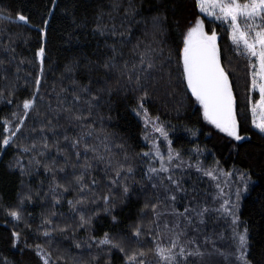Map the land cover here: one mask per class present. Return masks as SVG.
Instances as JSON below:
<instances>
[{
  "label": "trees",
  "instance_id": "trees-1",
  "mask_svg": "<svg viewBox=\"0 0 264 264\" xmlns=\"http://www.w3.org/2000/svg\"><path fill=\"white\" fill-rule=\"evenodd\" d=\"M117 2L120 4L118 12L113 9V4ZM57 3L58 8L53 7L50 0H0V61H3V64H0V93L3 94L0 96V145L8 135L4 132V122H9L10 131H14L19 118L24 115L23 101L31 98L33 94L34 78L39 70V64L35 60V51L40 44L38 30L42 27L44 19L49 20L45 76L40 92L43 99H36V109L26 119L20 132L11 137L15 143L7 148L0 147V264L5 260L8 264H40L29 251L37 244L49 253L53 264H123V257L118 251L114 250L109 257L107 252L101 251L100 248H89L86 241L89 235L100 239L105 232H109L117 238L126 237L127 246L136 248L132 228L141 221V209L145 203L155 202L157 191L163 198V189H152L144 176L148 168L147 158H137L139 153L151 151L152 145L151 140L144 139L143 119L133 111L145 90L149 94L145 108L151 118H160V123L166 128L172 144L169 146L159 134H153L151 126L148 128L149 134L156 137L155 142L160 145L165 160L171 147L174 151H179L184 161L182 167L172 169L174 177L188 190L187 197L182 193L178 194L182 198L176 207L182 211L189 200L209 209L218 208L224 199L235 202L234 193L238 188L244 187V182L238 178L241 173H245L248 177L247 191L241 193L238 215L249 229L253 261L255 264H264V137L251 126L248 100L249 97L254 100L256 94L250 90L249 68L245 59L229 51L230 41L227 32L223 30L226 26H216L218 45L222 50L223 66L233 85L241 122L240 133L250 137L239 143L229 140L204 123L199 105L191 98L186 86L182 85L177 72L176 52L181 44L180 34L195 13L194 0H57ZM130 3L135 9L134 18L124 15V9L128 8ZM49 11L51 16L48 15ZM17 13L29 17L30 24L16 21ZM158 15L162 18L161 23L154 27L153 17ZM73 19L76 26L72 24ZM98 21L106 24L109 29L115 25L118 32H125V36H100L93 31ZM129 26L133 33L130 39L126 32ZM213 26L206 23L208 30ZM69 33H72L71 37ZM121 40L124 43H121ZM138 42L140 51H144L147 45H151L155 50L152 52L155 68L147 79L141 74L139 84L135 80V74L133 79L129 80L124 70L125 61L128 68H131L133 63H138L139 57L134 54V46ZM113 43L120 55L113 61L116 67L105 69L103 64L113 55ZM5 46L14 48L15 51H6ZM21 59L24 60L22 65ZM17 66L20 67L18 72ZM67 68H71V71H66ZM73 80L77 82L76 85H73ZM83 86H87L90 93L98 95L99 99L91 101V95L80 93V87ZM61 88L75 90L94 105L89 109L84 99L75 105L85 115L91 112L95 133L89 143H98L95 135L101 138L107 135L112 142L113 151L117 153L122 150L115 145L123 144L135 169L134 182L129 181L133 189L132 194L126 202L121 203L119 189L115 190L117 196L114 214L118 222L114 224L110 215L101 213L95 218L89 231L79 230L73 238V232L70 230L67 233L68 239L58 231L52 232L48 238L43 235L44 228L48 227L43 225L45 218H51L61 226L78 222V216L75 220L70 219L72 214L67 205V199H71L75 193H63L67 199L55 207L53 196H45L49 191L51 173L45 175L44 164H50L52 158H55L56 168H59L64 164V156L58 155L54 147H50L43 157L36 156L33 152L20 151V148L29 147L33 143H37L39 148L42 143L39 129L42 124L52 120L57 128L55 135L47 131L44 135L49 138L50 145L59 139L60 146L67 147L70 153V141L65 142L63 137L68 135L71 138L78 135L82 129L79 122L68 121L65 113L58 114L49 109V105L51 109L58 107L57 93H60ZM61 95L66 101L73 99L71 92ZM9 98L12 103L8 102ZM14 112L17 117H13ZM36 112H39V115H36ZM197 148L199 152L193 151ZM33 156L40 161L38 167L29 164ZM17 160L22 162L23 172L15 166ZM74 160L73 155L72 161ZM83 162L82 157L80 163ZM176 163L179 164L180 161ZM198 163L205 170L213 169L217 180L204 175L203 172H196L195 167H188L189 164ZM155 166L159 167L158 161ZM67 171L71 173L73 169L69 167ZM227 173L232 175H226ZM56 174L58 177L64 175L59 172ZM95 174L98 178L102 175L99 172ZM156 182L159 183L158 180ZM224 186L229 187V196L224 195L225 191L220 195V188ZM99 192L101 195L107 192L103 184L99 185ZM27 196L31 199H25ZM5 205L19 208V222L7 216ZM91 207L95 206L89 205L84 210L87 212ZM53 211L56 212L54 217L51 216ZM151 219V208L145 209L143 223L148 225ZM174 220L173 216L162 217L161 225L165 221L171 225ZM205 220L206 223L199 226V231L189 229L188 236L195 237L203 247L205 237L215 240L223 231L225 239H220L218 244L226 246L232 234L231 218L225 219L221 214L210 211ZM14 230L21 233L20 240L24 247L27 242L30 248L21 250L19 244L16 248L12 247L11 233ZM74 241L81 243L82 247L75 248ZM139 243L144 246L149 264H158V261H153L155 259L151 260L154 255L148 251L154 247L150 237H141ZM103 247L106 249L108 246ZM204 259L207 264H212L216 258L206 255Z\"/></svg>",
  "mask_w": 264,
  "mask_h": 264
},
{
  "label": "snow or ice",
  "instance_id": "snow-or-ice-1",
  "mask_svg": "<svg viewBox=\"0 0 264 264\" xmlns=\"http://www.w3.org/2000/svg\"><path fill=\"white\" fill-rule=\"evenodd\" d=\"M53 7L58 8L57 0H50ZM195 13L184 25V30L181 31V44L177 49V72L179 74L182 85L186 86L187 92L191 94V98L199 105V111L202 119L206 125L211 129L223 134L231 141L237 143L250 139L241 135V122L236 104V98L233 91V85L230 80L229 73L222 63V50L218 45V31L216 26H226L223 30L227 32L230 41V52H234L236 56L245 59L247 67L249 68L250 90L258 91L259 99L253 100L249 97L248 111L251 113L252 128L255 129L262 137H264V0H194ZM113 9L120 10V4L114 3ZM67 13V9H65ZM70 15V13H67ZM48 15L52 13L49 11ZM125 17L135 16V9L132 8L131 3L128 8L124 9ZM207 18V19H205ZM161 16L153 17V26L158 27L161 23ZM16 21L22 22L25 25L30 24L29 17L23 13H17ZM130 23V22H129ZM206 23H211L214 26L208 30ZM72 24L76 26L75 19ZM49 20L42 21V27L39 28L40 44L35 51V60L39 64V70L34 78V91L31 98L25 99L22 104L23 118H19V122L14 131H10L11 125L5 121L3 128L8 135L3 139L0 147L7 148L15 143L11 137H15L20 132L26 119L36 109V99L43 97L40 95L41 88L45 76L46 64V42H47V28ZM123 26V23L122 25ZM95 33L100 36L116 37L117 35L124 37L125 32H118L116 26L113 25L111 29L106 24L97 22L93 29ZM128 37L133 35L131 27L126 29ZM72 33H69L71 37ZM121 43H124L121 40ZM139 42L134 46V54L138 55V63H133L131 68H128L127 61L124 64V70L129 76V80H135L137 84L140 83L141 74L147 79L155 68L154 58L151 45H147L144 51H140ZM5 50L15 51L14 48L9 49L5 46ZM113 53L112 57L103 64L105 69H112L116 67L115 57L120 55L115 47V43L111 46ZM14 59V57H13ZM171 59V57H169ZM24 60H20L22 65ZM3 64V61H0ZM20 67L17 66V72ZM66 71H71L67 68ZM76 85L75 80L72 81ZM64 92H71L72 101H66V98L61 95ZM80 93L91 95V101L99 99L98 95L90 93L87 86L80 87ZM75 90L61 88L60 93H57L58 107L56 109H49L56 113H65L68 121L79 122V127L82 131L73 137L64 135L65 142L70 141V153L67 147L60 146L59 139L53 141L50 145L49 138L44 133L52 132L54 135L57 131L56 125L52 120H48L47 124H42L39 131L41 132L39 148L37 143L31 144L29 147L20 148L23 153L33 152L36 156H45L50 147H54L58 155L64 156V164L56 168V159L52 158V162L45 163V175L51 173V181L49 184V191L45 196L51 194L54 198L53 206L61 203L62 200L67 199L63 193L73 192L75 195L71 199H67V205L70 209V219L75 220L78 216V222L67 223L63 226L56 224L51 218H45L43 225V235L48 238L52 232H60L65 234V239H68L67 233L71 230L73 238L75 233L79 230L89 231L92 228L93 222L101 213L110 215L113 223L118 222L117 216L114 214L116 207V189H119L120 201L124 203L132 194V185L129 181L134 182V166L131 163V157L124 149L123 144H116L115 147L122 150L117 153L113 151L112 142L107 135L101 138L95 135L98 143L90 144L89 140L94 137L95 129L93 128V121H91V112L84 114L78 107L81 99L91 109L94 105L88 99H85ZM3 94L0 93V96ZM147 90L144 91L143 96L138 100L137 107L133 109L137 116H141L144 121V139L151 140V151L139 153L137 158H147L148 168L144 172L150 186L154 190L163 189V198L160 192L155 193L154 203H145L144 208L141 209V221L132 228V237L137 243L136 248H129L127 246V238L113 236L109 232H105L103 238L97 239L93 235H89L88 247L93 246L100 248L101 251H106L111 257L113 251H118L123 257V264H149L146 258L147 253L144 250L143 244H140V238L147 235L151 239L154 246L149 249L157 258L158 264H207L205 256L215 257L212 264H255L252 259V241L247 225L241 222L238 215L240 208V198L242 191H247L248 177L245 173H241L238 179L244 182L243 189L238 188L235 193V202H230L224 199L218 208L209 209L206 206L194 203L189 200L182 211H180L176 204L182 198L178 194H183L187 197L188 190L185 189L180 180L175 178L172 172L174 167H182L184 161L181 159L179 151H174L169 147L167 160L161 153L160 145L156 141L154 135L149 134L148 128L151 126L153 134H159L163 140L171 146L172 141L168 137L166 128L160 123V118L157 116L151 118L145 108V101L148 99ZM12 103L11 98L8 100ZM75 109V110H74ZM39 115V112H36ZM13 117H17V113H13ZM87 129V130H84ZM103 131V130H101ZM191 131V130H189ZM195 135V133H192ZM199 152L200 150L194 149ZM88 153L92 155L89 156ZM74 155L75 160L72 161ZM33 156L29 161L30 165H40V161ZM122 158H118L121 157ZM83 157V163H80ZM154 158V159H153ZM180 161L179 164L176 161ZM159 162V167L155 166V162ZM100 165H103L101 168ZM12 165H10L11 167ZM15 166L24 171V166L21 161L17 160ZM71 167L73 171L69 173L67 169ZM188 167H195L196 172H203L204 175L217 180L214 175V170H205L198 163L196 165L189 164ZM78 169V171H76ZM57 172L63 173L62 177L57 176ZM102 173L98 178L95 173ZM223 174V173H222ZM226 175L231 176V173ZM159 181L157 183L156 181ZM107 189V192L100 194L99 185ZM219 188V183L217 184ZM220 195H223L222 189ZM25 199H31L30 196ZM23 203V200H21ZM89 205L95 207L88 208L86 212L84 209ZM102 205V207H101ZM151 208L152 219L148 225L143 223L144 210ZM4 211L7 216L11 217L13 221L19 222L21 219V212L19 208H11L4 206ZM210 211H215L221 214L225 219L231 218L232 234L228 238L227 245L217 244L211 237H205L204 246L202 247L195 237L189 238L188 230L199 231V226L206 223L205 217ZM51 216H56L53 211ZM166 216L175 217L174 222L165 221L161 225V218ZM198 218V219H197ZM42 225V227H43ZM242 229V230H241ZM21 233L13 231L11 233V244L13 248L18 246ZM221 240L225 237L221 236ZM195 245V247H193ZM74 246L77 249L82 247L81 243L74 241ZM103 246H108L106 249ZM25 247L30 246L25 242ZM35 255L40 258L42 264H53L51 256L45 254L41 245L35 246ZM96 257H94L95 259ZM58 259H60L58 257ZM3 264H8V261H3Z\"/></svg>",
  "mask_w": 264,
  "mask_h": 264
},
{
  "label": "rangeland",
  "instance_id": "rangeland-1",
  "mask_svg": "<svg viewBox=\"0 0 264 264\" xmlns=\"http://www.w3.org/2000/svg\"><path fill=\"white\" fill-rule=\"evenodd\" d=\"M253 94H256L254 100L259 99V93H258V91H254ZM250 118L252 119V117H251V113H250ZM251 126H252V124H251ZM254 130H255V129H254ZM255 131H256V130H255ZM221 189H222V191H225V193H224L225 196H229V195H230V193L228 192L229 187L224 186L223 188H220V190H221ZM233 199L235 200V193H234V197H233ZM228 230L231 231V229H228ZM221 236H224L223 231H222L221 234H220L219 236H217L216 239H215V241H216L217 244H218V242H219ZM189 238H190V237H189ZM18 244L20 245L19 248H20L21 250L26 249V248L24 247L23 242H22L21 240L19 241ZM82 244H83L84 246H86L84 243H82ZM193 247H195V245H194ZM42 249H43V248H42ZM29 251L32 253L33 256H35V257L39 260V263L42 264V261L40 260V258L37 257V256L35 255V247L32 248V249L29 250ZM43 251H44L45 254H49L45 249H43ZM148 259L150 260V257H149ZM153 259H155V260H153ZM151 260H153V261H157V258L154 256Z\"/></svg>",
  "mask_w": 264,
  "mask_h": 264
}]
</instances>
